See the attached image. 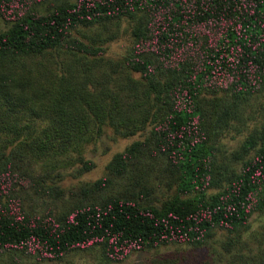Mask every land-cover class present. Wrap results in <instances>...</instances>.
Segmentation results:
<instances>
[{
	"label": "trees",
	"instance_id": "obj_1",
	"mask_svg": "<svg viewBox=\"0 0 264 264\" xmlns=\"http://www.w3.org/2000/svg\"><path fill=\"white\" fill-rule=\"evenodd\" d=\"M44 1L0 0V17L10 22L0 31V58L16 60L20 54L56 47L73 54L97 53L101 47L73 34L77 24L136 18V41L122 60L140 74L152 95L147 109L152 132L150 142L133 145L134 156L183 167L185 183H194V174L199 181L193 195H174L158 205L108 195L48 217L2 206L0 250L18 248L60 258L74 249L97 246L103 256L119 260L134 249L169 242L201 244L216 228L247 227L252 213L264 209V123L244 143L246 150L254 148L253 154L217 190L206 192V184L213 181L206 170L210 158L205 145L211 112L201 93L222 90L242 96L264 84V0H51L41 11ZM13 83L14 75L0 72V100L8 107L19 101L28 108L27 100L10 91ZM78 95L99 121L118 122L111 103L117 105L115 96L107 102L100 92L83 88ZM46 111L48 133L66 136L72 119L64 110L62 93ZM73 118L77 123L78 115ZM256 137L258 145L252 147Z\"/></svg>",
	"mask_w": 264,
	"mask_h": 264
},
{
	"label": "rangeland",
	"instance_id": "obj_2",
	"mask_svg": "<svg viewBox=\"0 0 264 264\" xmlns=\"http://www.w3.org/2000/svg\"><path fill=\"white\" fill-rule=\"evenodd\" d=\"M51 2L44 1L39 9L44 11ZM136 23V18L123 16L77 24L73 34L101 47L97 53L73 54L56 47L36 55L20 54L16 60L0 58V72L15 77V88L10 91L30 103L28 108L19 101L8 107L0 100V208L48 217L108 195L158 205L174 195L196 193L198 174L188 184L183 167L134 156L133 145L150 142L152 132L147 113L152 95L140 74L122 60L136 41L132 32ZM9 25L0 17V31ZM79 88L100 92L107 102L115 96L117 105L111 103L118 122L99 121L81 104ZM60 93L72 123L66 136L55 137L46 130L51 127L46 109ZM201 96L206 111L211 112L205 145L210 158L206 170L213 181L204 189L212 192L254 152V148L246 150L244 143L264 123V84L242 96L222 90H206ZM221 115L222 119L210 122ZM255 139L252 147L258 145ZM0 264H264V209L252 213L247 227L238 231L216 228L201 244L162 243L134 249L119 260L103 256L97 246L74 249L60 258L9 248L0 250Z\"/></svg>",
	"mask_w": 264,
	"mask_h": 264
}]
</instances>
